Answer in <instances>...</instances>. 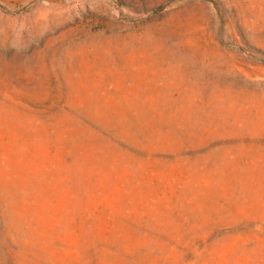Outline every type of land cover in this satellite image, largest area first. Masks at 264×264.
I'll return each instance as SVG.
<instances>
[{
	"label": "rangeland",
	"instance_id": "rangeland-1",
	"mask_svg": "<svg viewBox=\"0 0 264 264\" xmlns=\"http://www.w3.org/2000/svg\"><path fill=\"white\" fill-rule=\"evenodd\" d=\"M0 264H264V0H0Z\"/></svg>",
	"mask_w": 264,
	"mask_h": 264
}]
</instances>
